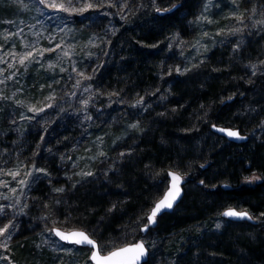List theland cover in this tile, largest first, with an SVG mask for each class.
<instances>
[{
    "label": "rangeland",
    "instance_id": "374dc122",
    "mask_svg": "<svg viewBox=\"0 0 264 264\" xmlns=\"http://www.w3.org/2000/svg\"><path fill=\"white\" fill-rule=\"evenodd\" d=\"M90 2L97 3V0ZM157 5L161 9L168 8L169 1L156 0L153 5L152 0H105L102 6L70 14L45 8L39 0H0V47L3 51L23 54L61 45L54 52H45L42 57L37 55L40 62L28 63L26 70L11 56L0 64V68L5 69L0 79L16 72L12 79H5V83L0 84V96L4 97L0 99V167L5 170L22 168L17 180L0 175V180L9 181L8 188H0V193L8 197L0 199V205L5 206L0 214V227L14 225L10 229L11 239L6 244L0 243V264H92L89 249L60 242L50 231L54 227L94 234V239L101 242L104 254L112 249L113 241L123 246L122 239L134 232L132 228H120L116 235L105 234L103 239L106 240H100L105 219L101 222L77 216L72 213L70 204L91 189L103 195L112 185L127 197L125 188L128 189V185L123 169L127 157L136 150L135 141H126L112 156L104 157L93 166L81 167L79 159L84 161L94 149L102 147L101 130H122L126 123L124 117H131L148 131L154 129L153 121L156 120L157 125L163 116L176 121L183 117L181 114L192 96L190 91L185 93L187 95L182 94L184 87L202 85L216 75L224 79L226 73L235 74L237 80L244 82L239 88H251L245 99L233 107L235 117L248 128L245 133L249 137L257 141L264 138V25L255 23L264 20V0H238V3L233 0H188L178 13L175 26L155 47L159 57L155 86L139 91L120 78L111 90L103 82L101 78L117 57V50L112 48V36L120 25L132 23L139 12L156 10ZM241 14L243 23L235 18ZM64 51L69 55L64 56ZM118 59L114 66H120L121 59ZM8 63H13L14 67L9 69ZM50 64L54 67H49ZM33 106L44 111H29ZM192 114L191 120L185 123L188 125V128L185 125L186 133L195 132L198 137L191 141L183 139L184 145L192 151L190 162L198 157L205 145L212 149L218 147L209 133L200 131L211 115V109ZM92 130L98 133L93 140L90 138ZM64 132L66 137L63 138ZM32 142L31 152L24 153L25 146ZM62 142L71 144L67 146L71 149H59ZM73 152L77 160L71 159ZM33 164L45 171L36 172ZM55 164L59 170L62 167L63 172L54 169ZM30 169L33 175L25 176ZM81 171H91L92 175L88 176L90 180L77 185ZM222 172L219 161L205 178L210 185H215ZM158 173L156 171L153 177ZM18 180H28L29 184L22 187ZM41 182H45V186H38ZM163 186L166 188L167 183ZM10 188H15L16 192L9 191ZM57 188L64 191H54ZM190 189L191 194L193 189ZM158 190L160 187H156L153 194ZM97 203L89 204L90 209ZM255 218L263 227V215ZM228 222L221 215L214 216L168 238L152 232L142 241L150 249L153 264H170L166 246L177 241L182 249L193 255L191 259L187 258L189 263L196 255L215 248L216 234L232 237L235 243L243 239L256 241L261 235L247 224L233 226ZM199 233L202 237L197 239ZM0 241H4V237H0ZM236 248L241 255L247 254L241 242Z\"/></svg>",
    "mask_w": 264,
    "mask_h": 264
},
{
    "label": "trees",
    "instance_id": "16d2710c",
    "mask_svg": "<svg viewBox=\"0 0 264 264\" xmlns=\"http://www.w3.org/2000/svg\"><path fill=\"white\" fill-rule=\"evenodd\" d=\"M168 1V8L176 4L179 5L178 8L164 15H158L155 9H147L141 14L139 12L132 23L120 25L112 36V48L114 51L117 50V57L112 62L113 65L108 67L111 69L108 72L104 71V76L101 78L109 89L113 90L120 78L139 91L155 86L159 61L155 47L160 41H164L170 29L175 26L177 15L188 0ZM119 47H121L120 50H118ZM118 58L121 59L120 66H114ZM242 82L237 80L235 74L226 73L224 79L216 75L202 85L191 84L189 87H184L185 89L181 87L182 94L189 91L192 94L181 114L184 116H180L176 121L166 115L157 125L154 120V129L151 131L140 126V123L133 122L131 117H124L125 126L118 132L108 128L101 130L102 135L99 138L102 141V147L99 150L94 149L92 155L86 156L84 161L79 159L82 163L81 167L93 166L104 157L112 156L113 152L122 148L126 141H135L136 150L127 157L123 169L129 189L128 192L127 187L125 188L128 196L121 195L116 185L109 187L103 195L100 191H92L88 188L91 190H88L86 194L73 199L70 204L72 213L94 221L102 222L105 219L103 231L100 230L102 239L98 236L100 240H106L103 239L105 234L116 235L120 228H132L134 232L122 239L125 245L142 240L152 232H156L158 237L168 238L205 219L221 215L225 209L241 207L252 216L256 224L232 221L228 223L233 226L247 224L250 228L258 230L261 235L256 241L243 239L235 243L232 237L219 233L214 239L216 240L215 248L208 252L206 250L199 256L196 255L193 262L188 263L187 258L191 259L193 255L190 251L182 249L179 241L166 246L168 250L166 258L170 264H264V226L262 227L261 221L255 218L256 215L264 214V138L257 141L249 137L245 133L248 128L235 117L233 107L243 101L251 90L250 87L239 88V85H243L244 82ZM207 108L211 109V115L202 124L200 131L209 133L218 147L212 149L205 145L201 153L197 155L198 157L192 158L190 162L189 156L192 151L184 145L183 139L194 140L198 137V133H186L185 123L191 120L192 113L199 111L204 113ZM211 125L239 129L242 134L248 136V140L242 144L228 142L212 132ZM97 134V131L92 130L90 138L95 139ZM62 136L66 137V132ZM33 144L34 142L25 146L24 153L31 152ZM67 146L71 144L62 142L59 149L69 151L71 148ZM75 155L76 153L73 152L71 159L77 160ZM219 161L223 172L218 174L217 183L210 185L205 174L217 167ZM59 163L58 161L57 164ZM58 165L55 164L54 169L63 172L62 167L59 170ZM169 170L181 171L179 174L187 178L183 199L172 213L159 217L157 226L143 236L140 229L147 223V213L164 191L163 185L168 182L166 174ZM156 171L159 175L154 178L153 174ZM251 176L258 179L251 182L245 181L246 177ZM88 180L90 177L80 175L76 184ZM44 183L41 182L38 186H45ZM222 185L229 186V189L222 188ZM156 187H160V190L153 194ZM189 188L193 189L191 194ZM95 202L99 203L95 204L94 210H92L94 207L90 209L89 204ZM87 228L91 227L87 225ZM121 237L120 235L119 238ZM200 237L202 235L199 233L196 238ZM240 242L245 246L247 254L241 255L236 248ZM240 248L244 252V248L242 246ZM183 258H186L187 262ZM145 264H153L150 255Z\"/></svg>",
    "mask_w": 264,
    "mask_h": 264
},
{
    "label": "snow or ice",
    "instance_id": "6c2138e0",
    "mask_svg": "<svg viewBox=\"0 0 264 264\" xmlns=\"http://www.w3.org/2000/svg\"><path fill=\"white\" fill-rule=\"evenodd\" d=\"M234 3H238V0H233ZM39 3L42 4L45 8L53 9L57 12L64 11L72 13L77 12H85L88 9L102 6L105 3V0H97V3L90 2V0H39ZM82 4V7H77L76 5ZM152 4L156 5V0H152ZM108 6L111 7V3H108ZM175 7V5H173ZM156 10L159 11H170L169 8H163L161 9L158 5L156 6ZM253 14H255L256 9H252ZM106 14V13H105ZM262 14H264V10H262ZM239 23H243V15L235 17ZM257 24L264 25V20H258L255 21ZM235 31H240V29H236ZM219 34V33H218ZM15 35H19V33H16ZM207 35V34H205ZM7 39V37H6ZM49 43H51V40H49ZM27 47V45H25ZM61 45L57 44L55 48H49V49H37L34 51H27L23 54L16 53V52H6L3 51L2 47H0V64H4L6 62V59L11 56L13 60H16L19 65L22 67H25V70L27 69V64L30 62L39 63L40 60L37 59V55L42 57L45 52H54L56 49L60 48ZM64 56H68L69 52L64 51ZM14 67L13 63H8V68L11 69ZM49 67H54V65L50 64ZM75 71V69H73ZM61 71H64V69H61ZM177 71H180V69H177ZM5 69L0 68V77L4 76ZM16 75V72L13 71L10 73L5 79H12ZM79 75H83L82 73H79ZM85 79H90L91 77H84ZM5 79H0V84L5 83ZM79 81H77V85H79ZM4 97L0 96V99H3ZM48 99H54V97H48ZM142 99V98H141ZM17 103H22L20 101H17ZM87 101H85V104ZM140 101L137 102L139 104ZM48 107H51V104L48 105ZM29 111L38 112V111H44L43 108L36 109L34 106L29 108ZM22 118H24L22 116ZM133 127H136V125H133ZM217 131L226 132L228 136L236 137L238 139H243L239 135L238 132L232 131V130H226V129H217ZM103 155V153H101ZM123 155V153H122ZM32 168L35 169L36 172H44V169L36 168L35 164L32 165ZM22 168L20 166H17L15 169H3L0 167V175L3 176H10L13 180H17V177L21 175ZM45 174H47L45 172ZM25 176H32L33 171L30 169L29 171L24 173ZM79 175H85V176H91L92 172H83L79 173ZM168 176L171 178L170 187L167 189V191L164 193L163 197L159 199L154 206L151 208L150 212L147 213V220L148 224H145L140 230L141 231H147L148 225L155 223V219L157 215L164 209V208H171L173 202L180 194V183L183 179V177L173 171L168 172ZM251 179H258V177L253 176ZM250 178H245L246 181L251 182ZM22 187L29 184L28 180H18L17 181ZM9 181L0 180V188H8ZM9 191L15 193V188H10ZM56 192H63V188H57L54 189ZM0 199H8V197L0 193ZM17 203H19V198L17 197ZM57 203H60V201H57ZM4 205H0V214L4 212ZM26 207V205H25ZM221 215L225 217H239V218H248L252 219V217L249 215V213L245 211H236L233 208H228L224 212L221 213ZM264 215V214H262ZM44 219H47V217H44ZM219 227V225H217ZM11 228H14V225L11 224H5L3 227H0V237H4V241H0V243L6 244L7 240H10L12 237V232L10 231ZM50 231H52L56 236L60 238L62 241H66L70 244L75 245H87L91 248V255L89 259L93 262V264H142V261H144V258L147 255V249L144 245V242L138 241L131 244H125L124 246H118L115 241H113V247L110 251H107V254H104V248L103 246L97 242L96 239H94V234H90L85 230H79V229H73L71 231L61 230L60 228H52Z\"/></svg>",
    "mask_w": 264,
    "mask_h": 264
},
{
    "label": "water",
    "instance_id": "95a60500",
    "mask_svg": "<svg viewBox=\"0 0 264 264\" xmlns=\"http://www.w3.org/2000/svg\"><path fill=\"white\" fill-rule=\"evenodd\" d=\"M178 4H176L175 5V7H170L169 9H171L170 11H167V12H164V11H157V14L158 15H164V14H169V13H171V12H173L176 8H178ZM210 129H211V131L212 132H214L215 134H217L218 136H220V137H222V138H224L225 140H227L228 142H231V143H235V144H242V143H244V142H246L247 140H248V136L247 135H245V134H242L241 132H240V130L239 129H236V128H230V127H223V126H217V125H211V127H210ZM217 129H226V130H232V131H236V132H238L239 133V135L241 136V137H243V139H238V138H236V137H231V136H228L227 134H226V132H222V131H217ZM169 171H173V170H169ZM168 171V172H169ZM168 172H167V186H166V188H165V190L163 191V193H162V195L158 198V200L159 199H161L162 197H163V195H164V193L167 191V189L170 187V183H171V178L168 176ZM173 172H176V171H173ZM178 173V172H177ZM181 175V174H180ZM182 177H183V179H182V181H181V183H180V185H179V187H180V194H179V196L175 199V201L173 202V204H172V207L171 208H164L158 215H157V217H156V219H155V223H152V224H150V225H148V229H147V231H141L140 230V232H141V234L144 236V235H146V233L149 231V230H151V229H154L156 226H157V219L159 218V217H161L162 215H164V214H170V213H172L173 211H174V209L177 207V205L181 202V200L183 199V196H184V187H185V185L187 184V178L185 177V176H183V175H181ZM222 188H224V189H229V186H227V185H222ZM158 200H156L155 201V203L158 201ZM154 203V204H155ZM154 204H153V206H154ZM152 206V207H153ZM151 207V208H152ZM233 209H235L236 211H245V210H238V209H236V208H233ZM151 210V209H150ZM150 210H149V212H150ZM226 210V209H225ZM224 210V211H225ZM223 211V212H224ZM250 215V214H249ZM224 219H227V220H229V221H232V222H248V223H251V224H256V221L252 218V219H248V218H239V217H225V216H223V215H221ZM251 216V215H250ZM252 217V216H251ZM146 224H148V220H147V217H146ZM143 227V226H142ZM141 227V228H142ZM54 228H58V227H54ZM61 229V228H60ZM61 230H64V229H61ZM73 230V229H72ZM80 230V229H79ZM66 231H71V230H66ZM53 233V232H52ZM54 234V233H53ZM54 236L60 241V242H62V243H64V244H67V245H75V244H70V243H68V242H66V241H62V240H60V238L58 237V236H56L55 234H54ZM138 241H141V240H138ZM138 241H136V242H138ZM135 243V242H134ZM129 244H131V243H129ZM145 245V244H144ZM75 246H78V247H82V248H87V249H89L90 251H91V248H90V246H87V245H75ZM124 246V245H123ZM145 247H146V249H147V255H146V257L144 258V261H142V264H145V263H147V261H148V259H149V255H150V252H149V249H148V247L145 245ZM107 254V253H106ZM90 255H91V252H90ZM90 255H89V257H90ZM90 260V259H89ZM90 262L93 264V262L90 260Z\"/></svg>",
    "mask_w": 264,
    "mask_h": 264
}]
</instances>
